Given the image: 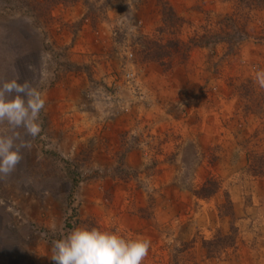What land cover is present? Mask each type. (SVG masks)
Returning <instances> with one entry per match:
<instances>
[{
    "label": "rangeland",
    "instance_id": "obj_1",
    "mask_svg": "<svg viewBox=\"0 0 264 264\" xmlns=\"http://www.w3.org/2000/svg\"><path fill=\"white\" fill-rule=\"evenodd\" d=\"M50 1L0 0V78L46 100L0 180V264H52L78 226L149 239L142 264H264V168L247 166L264 160V11L233 40L234 0L53 1L44 26L17 13ZM207 180L218 191L197 198Z\"/></svg>",
    "mask_w": 264,
    "mask_h": 264
},
{
    "label": "clouds",
    "instance_id": "obj_2",
    "mask_svg": "<svg viewBox=\"0 0 264 264\" xmlns=\"http://www.w3.org/2000/svg\"><path fill=\"white\" fill-rule=\"evenodd\" d=\"M254 83L264 88V69L256 71ZM45 104L39 87L28 80L20 82L18 72L11 79L0 78V180H8L23 160L22 150H31L32 141L41 134ZM150 244L146 238L78 226L52 241L50 260L52 264H142Z\"/></svg>",
    "mask_w": 264,
    "mask_h": 264
},
{
    "label": "trees",
    "instance_id": "obj_3",
    "mask_svg": "<svg viewBox=\"0 0 264 264\" xmlns=\"http://www.w3.org/2000/svg\"><path fill=\"white\" fill-rule=\"evenodd\" d=\"M66 1L68 0H51L47 4L46 3L44 4H39V3L23 4L21 8L19 7V9H17V13H23V15L29 16V18L33 19L37 24H38V21L40 20L41 25L44 26V25H48V22L50 21V8L52 7L51 6L52 2L53 4L54 3L58 4L60 2H66ZM234 2L236 4L235 5L236 8L234 9L233 15L229 16V17H234L233 19L230 18L231 22L234 21V27H235V30L231 32L232 40L235 38L238 39L244 36L246 32V28L248 29L246 24H245V27L241 26V24L239 25L241 15H244V14L248 15L250 12H253V11H259V12L264 11V0H234ZM170 15H172V11L168 8H166L161 13L162 22L164 23V25H166V23L168 22ZM172 23L175 24L174 22ZM173 24H171L169 28H172ZM259 29H261L260 33L264 34V22L263 23L261 22ZM205 43L206 42H203L204 45H206ZM181 45L182 43L180 41H175V43L170 45V47L174 48V51H173L174 58L177 56L183 57L185 55L186 49L184 50L180 48ZM77 71H79V68H77ZM255 163L257 166L255 164H251L250 160L248 159L247 166L249 168L248 169L249 171L255 173L257 169L261 167L264 168V160L261 163V160L257 159ZM69 175L71 176L72 182H71V191L69 193L68 199L71 198L73 190L79 184V179L77 177V172L75 168H71L69 170ZM218 189H219L218 184L215 181L207 180L204 182L203 186L199 189V191L196 192L195 196L197 198L206 199L216 194Z\"/></svg>",
    "mask_w": 264,
    "mask_h": 264
}]
</instances>
